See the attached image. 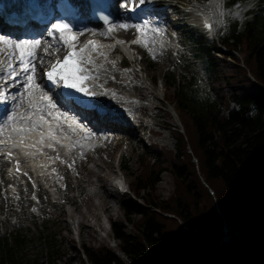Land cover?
I'll use <instances>...</instances> for the list:
<instances>
[{"label":"trees","instance_id":"1","mask_svg":"<svg viewBox=\"0 0 264 264\" xmlns=\"http://www.w3.org/2000/svg\"><path fill=\"white\" fill-rule=\"evenodd\" d=\"M186 39L185 62H201L209 90L196 73L177 78L165 71L163 99L183 131L154 105L157 118L144 128L139 166L130 171L134 198L120 203L124 220L109 219L120 254L82 244V264H189L218 243L224 227L230 241L194 264H264V8L248 7L241 23L229 17L216 39L200 31ZM140 55L152 67L149 54ZM166 126L173 148L155 140L156 128ZM164 171L173 183L165 198L156 193ZM50 225L39 237L40 255L29 260L19 252L25 235H0V264H57L62 228L59 221Z\"/></svg>","mask_w":264,"mask_h":264},{"label":"rangeland","instance_id":"2","mask_svg":"<svg viewBox=\"0 0 264 264\" xmlns=\"http://www.w3.org/2000/svg\"><path fill=\"white\" fill-rule=\"evenodd\" d=\"M170 1V6L165 7L163 9L165 12L161 15V28H164V32L161 33L162 35L148 33L143 45L132 43L133 40L138 39L134 28L127 31L116 28L111 32L108 28L104 30V34L99 26L92 27L87 34L102 39L104 41L102 45L113 38H119L124 40V43L130 44L129 49L125 46L123 50L122 46H119L108 55L96 52L91 54H94L93 60L105 61L107 64L114 62L119 71L127 74L124 84L117 80L116 74L115 78L109 81L110 86L118 90L120 104H122L121 98L127 96L135 99L142 97L144 100L145 103L140 110L138 106L135 109L130 105L125 107L128 113L136 117V125L118 131L117 138L108 143L95 139L89 143L76 141L72 135L59 133L57 135L59 143L46 139L40 144L35 140L32 149L14 146L20 137L11 133L12 128H6L1 132L2 135L11 133L13 140L7 141L8 148L1 149L3 146H0V235H5L9 239L16 233H20V236L25 235L19 252L27 260L32 259L36 254L40 255L39 237L45 232V227L57 221L62 228L60 258L57 264H66L67 257L70 258L67 264H82V256L79 255L82 244L104 245L120 254L117 246L119 241L112 236L109 219L124 220L120 203L125 197H134L130 191L119 193L113 182L109 181V177L129 183L131 172L136 171L139 166L138 153L144 148V128L151 124V120L157 118L154 105L170 110L168 105L159 104L163 101L165 89L162 76L168 70H171L177 78L189 77L197 73L208 90L209 85L203 74L201 62L193 60V66H187L185 62V59L190 57L191 50L186 36L193 31L202 32L201 15L214 22L212 37L226 27L229 17L241 23L248 7L260 4L261 8H264V0H241L232 7H227L225 0H216L213 6L216 7L214 14L216 18H214V12L205 9L210 0ZM149 3V0H145L141 6L150 5ZM118 5L121 6V12L118 13L114 24H131L126 18V8L130 5L134 7L135 0L129 5H125L124 0H118ZM231 8L233 15L229 16ZM171 35L176 37L173 39ZM61 51L57 52L55 57ZM140 52L144 55L149 54L152 67L145 65ZM50 58L47 57V60ZM45 65L46 62L39 67V73ZM130 80L139 85L138 94L135 96L130 92ZM173 122L175 123L174 117ZM156 130L160 133L155 140L163 146L173 148L174 138L170 135L168 127L156 128ZM25 141H27L25 144H30L31 138L26 137ZM50 142L51 148L47 146ZM119 158L127 163L130 173L119 167ZM172 187V179L169 173L164 171L157 184L156 193L165 198ZM103 193L114 194L110 197L106 196L105 209L101 207L98 198ZM135 200L140 202L139 199ZM127 230H131L130 225L127 226ZM230 238L231 235L223 234L216 244L218 247L213 246L209 251L210 254L224 246Z\"/></svg>","mask_w":264,"mask_h":264},{"label":"snow or ice","instance_id":"3","mask_svg":"<svg viewBox=\"0 0 264 264\" xmlns=\"http://www.w3.org/2000/svg\"><path fill=\"white\" fill-rule=\"evenodd\" d=\"M132 3L133 0H124L125 5ZM144 3L145 0H135L134 7L129 10H135V8L140 7ZM104 23L106 25L109 24L107 20ZM116 28L124 29L125 31L134 28L138 39L133 40L132 43L141 45L145 44L148 33L156 34L162 31L161 29L153 28L147 21L137 24H111L108 31L111 32L112 29ZM82 34L83 30L74 31L68 23L56 22L52 24L51 29L47 33L51 38L47 42H42L39 39L15 41L0 36V45L13 49V54L9 56L10 63L8 67L10 70L6 75L0 77V80L5 81L3 88H0V103L8 102L7 89L15 88L19 85L23 89V92L19 96L21 104L24 102L28 104L26 112L17 113L15 109L20 107L18 104L15 106L13 114L7 117L8 122L16 123L19 120L23 124L21 127L13 128V131L20 137V140L14 146L24 147L25 137L37 132L39 135L38 143L43 144L46 139L59 143L57 135L59 134L58 127H62L61 117L71 121L69 127L73 125L77 128L80 127L74 117H69L57 109L52 98L46 91H43L41 84L37 83V78L40 75L38 69L43 64V59L38 55L37 49L43 46L45 53H50L52 48L60 52L61 48L59 45L62 44L66 54L51 63L50 67L43 72V75L54 85L62 83L64 88L73 89L86 96L90 93L96 94L92 92L88 84L90 81L98 79V77L93 76L88 70L87 65L91 61V58L86 57L84 53L88 51L101 55L104 53L100 52L95 40H89L84 47H79L77 37ZM118 43L123 44L124 41H119ZM5 50V48H0V52ZM16 52H18V56L15 55ZM36 60H40L41 64L34 63ZM11 61H17V67H13ZM25 94L26 101L24 99ZM100 94L106 93L101 92ZM12 99L16 100L18 97L13 96ZM49 120L54 123H50ZM91 134L89 131L88 135L90 136ZM51 142L47 145L49 148L52 147ZM0 143H3V141H0Z\"/></svg>","mask_w":264,"mask_h":264},{"label":"bare ground","instance_id":"4","mask_svg":"<svg viewBox=\"0 0 264 264\" xmlns=\"http://www.w3.org/2000/svg\"><path fill=\"white\" fill-rule=\"evenodd\" d=\"M149 1H150L149 4L152 5V9L153 10H156V11H160V10H162L165 7H169L170 6L169 4L171 2L170 0H149ZM210 1L211 2H209L208 4H212L213 6H215L216 0H210ZM116 3H117V5L112 6V8H113V10L117 14L118 13L120 14V12H121V6L118 5V0L116 1ZM128 8H131V7H127L126 10H128ZM215 8L216 7H214V10L212 11V12H214L213 13V17L214 18H216V15H214L215 14ZM135 10L138 11L140 14H142V12H145L146 7L140 6L138 8H135ZM204 17H205L204 15H201V20L202 21L206 20ZM94 27H99V25H94ZM155 29H157V28H155ZM102 30L104 31L105 29H102ZM27 31L28 30L26 28L20 29V30L14 29V31H9V32L3 31V32H0V36H2L4 38H7L9 40H15V41L35 39L34 37L28 35L27 34ZM40 40L42 42H47L50 39L41 38ZM111 41H113L115 43V48H117L119 46H122L121 48L123 50H125V46H126L125 44L126 43H123V44L118 43L120 40L117 39V38H113ZM101 43H103V42H101ZM107 44H108V42H106L104 45H101L100 44L98 46L100 52L104 53L103 55H108L109 54V48H108L109 45H107ZM59 47L62 50L64 49V46L62 44L59 45ZM0 48H5L6 49L5 51L0 52V77H2L4 75H6V73L10 70L9 67H8V65L10 63L9 56H10V54H13V49L11 47H8V46H5V45H0ZM126 48L129 49L130 48V44H128ZM37 52H38V55L43 59V63L46 62V64L50 60L54 59L55 58V55L57 54V51H56L55 48H52L51 51H50V53H45L44 50H43V46L42 47H39L37 49ZM15 55L18 56V52H16ZM84 55L86 57H90L91 58V61L87 65L89 71H91L92 69L97 68V67H102V71L100 72L101 73V77L100 78L98 77L99 78L98 82L101 83L103 81H106L105 85H103L102 87L107 86V88H108V94H107V96H105L103 98V102L109 103L110 105H119L120 108H122L121 110H123V109L125 110V107L127 105L132 106L134 109H135V107L138 106V108H139L138 110H140L143 107V103H145V102L142 99V97H138L137 99H135L133 97H130V96L122 97L121 98L122 99V104L119 103V101H121V100L119 99L120 96H119L118 90L116 91L114 89V87H111L108 84H109V81H112L115 78V74L118 75L117 76V80H119V82L121 84H124L125 83V78L127 77V74L124 73L123 71H119L117 69L116 63L107 64L105 61H100V60L99 61H96V60H93L92 55H94V54H91V51L85 52ZM49 56L51 58L47 60V57H49ZM11 63H12V66L13 67H17V63H18L17 61H11ZM34 63H36V64L39 65V64H41V61L40 60H36V61H34ZM17 70H19V69H17ZM110 76H112L111 79H110ZM39 79H40V81H39ZM39 82H41V77L40 76H38V78H37V83H39ZM4 83H5V81L0 80V88H3ZM130 84H131L130 92H131V94H134V96H135L136 94H138V90L137 89L139 88V85L134 84V81H131ZM6 91H7V95H8V98H9V100H8L9 102H8L7 106H5L3 112H4V114H7V116L1 122V125H3L2 127H10V128H12L11 133H13L14 135H17L13 131V128L21 127V126H23V124L20 123L19 120L16 123L8 122L7 117L9 115L13 114V111H14L15 106L18 105V104L20 105V107L18 109H15L17 111V113H24V112H26L28 110V104L26 102H24V103L21 104V100H20L19 96H20V93L23 92V89L20 88L19 85H17V87H15V88H9ZM13 96H17L18 99L13 100L12 99ZM24 99L26 101V94H25ZM2 106H3V104H2ZM129 115H132V114L129 113ZM61 121H62V119H61ZM97 124L102 126L104 123H103V121H101L99 119L97 121ZM62 127H65V126L62 125ZM115 128L116 129H121V128H125V127L122 126V125H116ZM58 131H59V133H62V129H58ZM11 133L8 134L5 138H2L1 139L3 141V144H4V146L1 149H5L6 147L8 148V143L6 141H8V140H11L12 141L13 140L11 138L13 136V135L11 136ZM26 137H30L31 138V141H30V144H25V146L23 148H25V149H32V148H34V144H32V143H36L35 140L36 141L39 140V135L37 133H33V134H30V135H27ZM25 142H27V141H25ZM12 143H14V141ZM6 154H8V152ZM93 174H95V173H93ZM113 195L114 194H111V193H107L106 195H104V193H103V194L99 195V197H98L99 200H100L99 203H100V205H101V207L103 209H105L106 204H107L106 196L107 197H110V196H113Z\"/></svg>","mask_w":264,"mask_h":264},{"label":"water","instance_id":"5","mask_svg":"<svg viewBox=\"0 0 264 264\" xmlns=\"http://www.w3.org/2000/svg\"><path fill=\"white\" fill-rule=\"evenodd\" d=\"M215 247H218V246L215 245ZM209 255H210V252H208V253H206V254H204V255H201V256H199V257L193 259L192 262L189 263V264H194V263H195L198 259H200L202 256H209Z\"/></svg>","mask_w":264,"mask_h":264}]
</instances>
